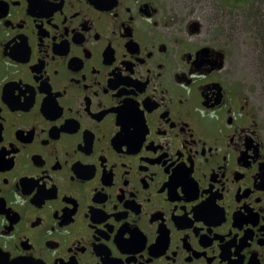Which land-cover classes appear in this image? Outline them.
Segmentation results:
<instances>
[{
	"label": "flooded vegetation",
	"instance_id": "flooded-vegetation-1",
	"mask_svg": "<svg viewBox=\"0 0 264 264\" xmlns=\"http://www.w3.org/2000/svg\"><path fill=\"white\" fill-rule=\"evenodd\" d=\"M255 3L0 0V264H264Z\"/></svg>",
	"mask_w": 264,
	"mask_h": 264
},
{
	"label": "rangeland",
	"instance_id": "rangeland-1",
	"mask_svg": "<svg viewBox=\"0 0 264 264\" xmlns=\"http://www.w3.org/2000/svg\"><path fill=\"white\" fill-rule=\"evenodd\" d=\"M224 18L237 31L231 33L228 52H245L249 81L264 93V0H257L250 9L229 10ZM260 104L264 109V103Z\"/></svg>",
	"mask_w": 264,
	"mask_h": 264
}]
</instances>
